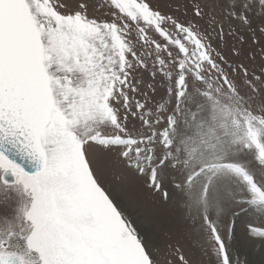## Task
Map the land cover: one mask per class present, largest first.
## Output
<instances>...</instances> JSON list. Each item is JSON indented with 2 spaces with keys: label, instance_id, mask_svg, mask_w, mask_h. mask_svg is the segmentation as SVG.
<instances>
[{
  "label": "snow or ice",
  "instance_id": "obj_1",
  "mask_svg": "<svg viewBox=\"0 0 264 264\" xmlns=\"http://www.w3.org/2000/svg\"><path fill=\"white\" fill-rule=\"evenodd\" d=\"M201 16L198 3L0 0V196L27 198L40 264H156L106 185L105 157L115 153L159 189L149 131L158 121L133 74L151 57V78L171 80L187 58L218 52L192 19ZM215 39L224 44L222 28Z\"/></svg>",
  "mask_w": 264,
  "mask_h": 264
},
{
  "label": "rangeland",
  "instance_id": "obj_2",
  "mask_svg": "<svg viewBox=\"0 0 264 264\" xmlns=\"http://www.w3.org/2000/svg\"><path fill=\"white\" fill-rule=\"evenodd\" d=\"M152 2L165 11L198 3L202 16L192 19L223 59L210 48L187 58V72L173 67L172 79L165 81L159 74L151 78L147 58L149 68L133 75L153 99L158 122L149 131L163 165L160 187L115 153L105 157L106 185L136 220L156 264H180L181 253L185 264H224L220 241L231 264H264V0ZM221 28L223 45L215 39ZM233 46L239 55H232ZM128 119L130 128L139 127ZM18 191L0 196V254L40 264L25 214L27 198Z\"/></svg>",
  "mask_w": 264,
  "mask_h": 264
},
{
  "label": "water",
  "instance_id": "obj_3",
  "mask_svg": "<svg viewBox=\"0 0 264 264\" xmlns=\"http://www.w3.org/2000/svg\"><path fill=\"white\" fill-rule=\"evenodd\" d=\"M0 264H20V261L14 254H0Z\"/></svg>",
  "mask_w": 264,
  "mask_h": 264
},
{
  "label": "bare ground",
  "instance_id": "obj_4",
  "mask_svg": "<svg viewBox=\"0 0 264 264\" xmlns=\"http://www.w3.org/2000/svg\"><path fill=\"white\" fill-rule=\"evenodd\" d=\"M221 179V178H220ZM136 222V220H134Z\"/></svg>",
  "mask_w": 264,
  "mask_h": 264
}]
</instances>
